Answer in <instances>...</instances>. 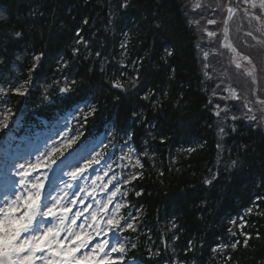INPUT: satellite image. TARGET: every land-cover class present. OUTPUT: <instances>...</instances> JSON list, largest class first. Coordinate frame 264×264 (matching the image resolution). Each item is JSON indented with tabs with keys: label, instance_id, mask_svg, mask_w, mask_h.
Wrapping results in <instances>:
<instances>
[{
	"label": "trees",
	"instance_id": "obj_1",
	"mask_svg": "<svg viewBox=\"0 0 264 264\" xmlns=\"http://www.w3.org/2000/svg\"><path fill=\"white\" fill-rule=\"evenodd\" d=\"M187 10L182 0H0V104L13 115L20 109L15 136L37 125L35 118L74 107L71 133L95 108L80 131L90 130L88 139L100 135L102 150L115 147L126 165L132 153L139 156L142 167L115 171L123 213L136 217L135 231H125V257L144 264H264V207L256 206L264 200L251 199L264 196V133L230 121L236 108L214 114L222 92L204 72ZM117 81L122 88L113 87ZM20 84L24 96L12 91ZM62 87L70 91L61 94ZM173 128L179 146L170 139ZM211 153L222 159L225 175L212 170ZM249 203L256 215L238 212Z\"/></svg>",
	"mask_w": 264,
	"mask_h": 264
},
{
	"label": "snow or ice",
	"instance_id": "obj_2",
	"mask_svg": "<svg viewBox=\"0 0 264 264\" xmlns=\"http://www.w3.org/2000/svg\"><path fill=\"white\" fill-rule=\"evenodd\" d=\"M127 6V4L120 5V7ZM260 7L264 9V0H261ZM229 11L232 10L229 9ZM2 16L3 14L0 13V18ZM255 18L259 19V17ZM194 22L199 23L189 20L190 24ZM214 22L213 20L208 21L210 24ZM159 27L160 24H157V28ZM21 35L20 32L15 33L16 37H21ZM207 35L212 37L216 34L208 32ZM121 47L123 48L125 45L122 44ZM165 51L169 56L173 54L171 50L165 49ZM205 57H207V53H205ZM34 59L39 61L41 56L37 55ZM113 87L122 88V85L117 81ZM21 88H23V84H20L19 87L13 86L12 91L21 96L26 95L27 93L21 91ZM224 90L229 92V97L217 93L220 95V99H240L234 89L225 88ZM69 91L68 87L60 88L61 94H67ZM65 99H68L66 95ZM74 103L79 107L78 102ZM209 103L212 102L209 101ZM260 103H264V101H260ZM85 106L87 107L88 104ZM225 107L235 108L236 105L222 107L220 104H216V108L219 110L214 114L219 117ZM243 107L247 109L248 113H254L252 102L248 97H244ZM95 111V108H91L85 115L84 122L77 121L79 128L72 129L71 133H57L62 137L60 141L49 137L48 139L52 140V143L45 142L44 150L36 155L34 162H21L12 158L7 149L2 150V163L5 172L18 177L19 188L13 185V196L5 195L3 201L0 202V241H2L0 242V264H113V261L109 259L110 253H118L116 258L121 261L125 260L122 255L125 252V246L118 233L125 228L135 231L131 222L135 218L134 215L130 214L121 220L114 219L106 213L102 218L104 223H101L99 213L104 209H108L109 213L115 209H109L108 203L104 201H97V210L91 213L92 223H89L88 218H84L83 222L78 223L83 212L72 209V205L78 201L70 198L84 193L87 188V185L81 186L80 180L92 179L89 172L95 173L94 165L98 166L101 163V160L96 158L99 154H93L95 148L89 149L88 147V137L91 135V131H80V129L86 128L87 116L94 115ZM135 115L136 113L133 112V116ZM4 119L6 121L8 117L5 116ZM232 119L236 120L238 117L232 115ZM247 119L255 121L257 117L254 114L247 115ZM0 127L7 128L8 124L0 122ZM219 131L224 132V129L220 128ZM131 139L132 137H129V141ZM132 151L133 149L129 147L128 152L131 154ZM187 151L191 152L193 149L188 148ZM103 160L105 166L110 167L107 164L106 156ZM136 164L142 167L139 159ZM235 164L236 161H233V165ZM61 175L68 177V180L61 179ZM131 178L136 179L137 177L132 175ZM261 180L264 181V177ZM47 182L52 184L50 190L47 188ZM127 182L125 181V183ZM108 183H112V181H108ZM205 183H211V181L208 180ZM103 187H107V185ZM117 191L119 190L117 189ZM45 192L50 198L49 204L43 203ZM116 194L115 191L110 192L108 201L111 202L112 197H115ZM136 194L140 195L138 190ZM251 199L258 202L264 200V196L258 193ZM256 206L264 207L259 203ZM70 211L73 214L69 215ZM248 211L251 212V208ZM241 220L243 221V218ZM246 223L242 222L240 227L243 228ZM243 234L248 235V233ZM100 236H103L104 239H94V237ZM237 243L239 242H233L231 247L235 249ZM226 246L221 245V247ZM189 248H191V242H189Z\"/></svg>",
	"mask_w": 264,
	"mask_h": 264
},
{
	"label": "rangeland",
	"instance_id": "obj_3",
	"mask_svg": "<svg viewBox=\"0 0 264 264\" xmlns=\"http://www.w3.org/2000/svg\"><path fill=\"white\" fill-rule=\"evenodd\" d=\"M184 5L188 8L187 13L189 20L198 21L199 23H191L194 29L197 30L199 35V49L200 59H202V65L204 72H207L209 69L210 76L215 79L217 83L218 92H224L223 96L225 97V88L234 89L237 92V95L240 97L239 100L228 98L225 101V105L231 102L233 105H236V108L239 113L238 117L249 122V124H255L261 127L264 130V103H259L257 100L251 98V83L248 81L247 73L250 72L251 68L256 69V74L254 75L260 85H258L257 96L264 98V78L262 77L263 70V61H264V9L260 7L261 0H182ZM234 9L232 13L231 20L228 27V38L233 47L236 49L237 53L242 58H247V62H238L234 64V55L230 53L229 50L221 46L222 43V31L225 27L224 20L227 16L228 10ZM247 13V14H246ZM255 17H259L256 19ZM209 20L215 21L214 23H208ZM251 21V23H250ZM208 32H214L216 35L209 37ZM250 33V34H249ZM255 37V38H254ZM259 43V44H258ZM207 53V57H205ZM207 64V67L205 65ZM239 65V67H237ZM259 71V72H258ZM208 73V74H209ZM2 96V94H1ZM229 97V96H228ZM244 97L252 102V107L254 108V113H248L247 109L243 107ZM255 115L257 119L255 121H249L247 115ZM4 117H0V120H3ZM5 123V122H4ZM254 127V125H251ZM65 128L57 133L65 132ZM55 132V131H52ZM47 133V132H45ZM49 134V133H47ZM45 134V135H47ZM56 134V133H55ZM43 136H35L31 139H28L26 143L22 142L21 149L18 146H13L11 148V157L23 161L34 162L36 155L44 150V147L41 148V141L45 139ZM60 137L55 135V138ZM14 150V151H13ZM96 172L94 175H91L92 179L99 181H107L110 177L109 167L96 166ZM63 171V170H62ZM4 173L0 174V202L3 201L5 197V190L3 185L6 183L17 182L18 177H15L9 173L6 177V172L4 168ZM66 176L61 175V178ZM47 188L51 189V183L47 182ZM87 185V182H84ZM19 187V185H18ZM108 190V193H106ZM110 188H105L103 195L100 197V201L108 203V207L111 202L108 201V196ZM113 191V190H112ZM13 193L9 195L12 197ZM81 196L77 195L79 198ZM75 199V197H73ZM50 198L47 197V193H44L43 203L49 204ZM87 207H89L91 201H87ZM97 208L94 210L96 211ZM77 211H80L79 209ZM93 211V212H94ZM106 213L111 215V212ZM73 214L72 211L69 212V215ZM91 215V214H90ZM112 216V215H111ZM100 217V213H99ZM88 218L89 222L91 217ZM101 223H104L103 219L100 220ZM89 230V229H88ZM100 239V238H98ZM117 253H110L109 259L113 262L117 260Z\"/></svg>",
	"mask_w": 264,
	"mask_h": 264
},
{
	"label": "bare ground",
	"instance_id": "obj_4",
	"mask_svg": "<svg viewBox=\"0 0 264 264\" xmlns=\"http://www.w3.org/2000/svg\"><path fill=\"white\" fill-rule=\"evenodd\" d=\"M219 120H220V118H217V121H215V124H217ZM216 127L223 128L224 126L223 125H217ZM180 137H181V134L178 133L177 128H173V130L171 131V137H170L173 145L179 146ZM216 138L217 139H220V135L217 134ZM194 140H197L198 141L199 140V137L194 138ZM212 149L214 150V148H212ZM214 152H216V151H214ZM221 160L222 159L219 156H216V154L211 153V161H209V165L211 166L212 170L215 171L216 173L225 175L221 171V168H222V165L220 164V161ZM251 185L252 184L249 183L248 184V187L246 188L248 191L246 192V195L244 197L245 200L249 199L251 197V195H252ZM247 201H249V200H247ZM250 202H252V201H250ZM249 208H251V212L248 211ZM255 211L256 210H254V207H253V204L252 203L247 204V206L245 207V211H243V209L238 210L239 213H242L243 214L245 212L246 214L251 215V216L256 215V212Z\"/></svg>",
	"mask_w": 264,
	"mask_h": 264
},
{
	"label": "water",
	"instance_id": "obj_5",
	"mask_svg": "<svg viewBox=\"0 0 264 264\" xmlns=\"http://www.w3.org/2000/svg\"><path fill=\"white\" fill-rule=\"evenodd\" d=\"M231 13H232V11L228 12V14H227V17L225 19V24L226 25L229 23V20H230V17H231ZM226 32H227V29L225 28L224 31H223L224 39L222 41V44L227 46V47H229L230 46L229 42L227 41V39L225 40ZM231 50H233V49H231Z\"/></svg>",
	"mask_w": 264,
	"mask_h": 264
}]
</instances>
